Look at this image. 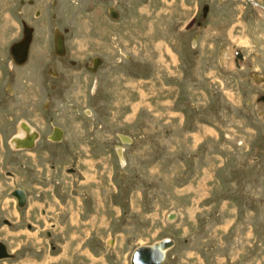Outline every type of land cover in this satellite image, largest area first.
Wrapping results in <instances>:
<instances>
[{
	"label": "rangeland",
	"instance_id": "1",
	"mask_svg": "<svg viewBox=\"0 0 264 264\" xmlns=\"http://www.w3.org/2000/svg\"><path fill=\"white\" fill-rule=\"evenodd\" d=\"M59 1L0 0V217L17 209L8 188L21 168L53 185L35 197L46 195L45 217L58 222L49 243L36 239L44 224L34 213V229L23 215L14 227L24 238L0 220V239L17 252L0 264H130L135 247L164 237L176 240L164 264H264V77L254 76H264L262 9L250 0H109L123 7L117 22L89 0ZM22 19L37 29L21 66L8 46L23 35ZM63 25L69 55L54 58L48 42ZM94 55L104 59L95 73L84 65ZM55 65L59 78L47 73ZM22 120L43 133L34 149L11 147ZM54 126L64 137L52 143ZM37 155L39 176L27 162ZM7 171L17 174L11 182Z\"/></svg>",
	"mask_w": 264,
	"mask_h": 264
},
{
	"label": "flooded vegetation",
	"instance_id": "2",
	"mask_svg": "<svg viewBox=\"0 0 264 264\" xmlns=\"http://www.w3.org/2000/svg\"><path fill=\"white\" fill-rule=\"evenodd\" d=\"M109 0H89L88 2H89V10H91V11H94V12H97V11H99L101 8H103L104 6H105V9H106V13H107V16L109 17V18H111V19H114V21H117V22H119L120 20H122L123 19V17H124V10L122 9L123 7H121V5L119 6L118 4H115V3H111V4H108L107 6H106V4H107V2H108ZM252 1V0H251ZM255 1V0H254ZM257 1V2H256ZM255 2L256 3H260V5L261 6H263L264 7V3L263 2H260L259 0H256ZM37 2V1H36ZM52 2H53V4H58L57 5V7H59L61 4H60V1L59 0H52ZM56 2V3H55ZM20 3H23V5L24 6H27L28 4H30V5H28V7L30 8L31 6H33V4L35 3V0H20ZM98 3H99V5H98ZM35 5V4H34ZM252 5H254L253 3H252ZM255 6V5H254ZM100 7V8H99ZM256 7V6H255ZM257 8V7H256ZM39 10H38V12H37V14H40L41 12L43 13V11H42V7H40V8H38ZM257 10L261 13V10L259 9V8H257ZM22 13H23V11L22 10H20ZM24 11H26V13H27V10H25L24 9ZM103 12H104V10H103ZM261 15H262V17H263V23H264V14H262L261 13ZM41 16H42V14L40 15V18H41ZM53 16L54 17H57L58 16V14L56 13V12H54V14L52 15V18H53ZM38 19H39V17H38ZM23 20H25L27 23H28V21L26 20V19H22V21ZM88 20V19H87ZM96 21H98V20H96ZM99 22V21H98ZM100 22H101V20H100ZM28 25L29 26H31L32 28H33V41H32V44H31V47H30V51H29V58H28V60L24 63V64H26V63H28V61H29V59L31 58V51H32V49H33V46H34V44H35V36H36V27L35 26H33V25H31V24H29L28 23ZM89 25V24H88ZM103 25H105V23H100L99 25H98V28H99V30H101V31H99V33L100 32H102V31H104L105 30V27H103ZM109 27V26H108ZM21 31H23V26H22V30ZM69 32H71V28H69V27H65L64 25L63 26H56L54 29H53V31H52V46L50 45V42H48V48L47 49H51V51H52V54H53V56H54V58H61V59H63V58H67L68 57V55H69V53H68V44H67V38H68V34H69ZM58 33H62L63 35H64V44H65V49H66V53H65V55H63V56H61V55H58L57 53H56V48H55V39H56V36L58 35ZM23 35H24V33H23ZM23 35H21V37L16 41H13V42H11V44H9V46H8V53H10V47L12 46V44L13 43H15V42H18L19 40H21L22 38H23ZM49 35V34H48ZM43 37V36H42ZM239 52L242 54V56H243V58L241 57V56H239ZM235 54H236V57H235V60H239V61H243V59L245 58V54H244V52H242V51H238V52H235ZM10 55H11V53H10ZM95 57H100L101 58V62L99 63V65L96 67V70L95 71H93L92 69H90V67H92V66H95V62L93 61V58H95ZM52 59V58H51ZM71 60V59H70ZM69 60V61H70ZM11 61H12V64H15V62H14V60L12 59V56H11ZM74 61V63H72V60H71V63L72 64H74V65H77V62L75 61V60H73ZM104 61V59L101 57V56H92V58H91V60L89 61V62H84V65H85V67L87 68V69H89L90 71H92V72H97L98 70H99V68H100V66H101V64H102V62ZM236 65V64H235ZM22 66V65H21ZM48 70V72L47 73H49L50 74V76H55V77H57V78H59V77H61L62 76V74H63V72L61 73L60 72V67H58V66H51L50 68H48L47 69ZM55 73V74H54ZM258 77H259V80L257 81L258 83L260 82V79H261V77L263 78V76H259L258 75ZM264 79V78H263ZM264 81V80H263ZM96 85V84H95ZM96 87V86H95ZM51 88L52 89H54V90H56V89H58V85L56 84V85H51ZM87 114V113H86ZM23 121V120H22ZM29 123V122H28ZM30 124V123H29ZM31 125V124H30ZM32 126V125H31ZM56 127H59V126H54L53 127V129L51 130V132L50 133H48L47 134V136H46V139H48V141L49 142H52V143H55V142H59V141H62V139H63V137H64V130L61 128V127H59V128H61L62 130H63V135H62V138H61V140H53L52 138H50V136H52L53 135V133H54V131H55V128ZM32 128L33 129H35L33 126H32ZM37 128V127H36ZM36 131L39 133V136H38V138H37V140H36V145H37V143L39 142V141H41L42 139H44V136H43V133L41 132V130H39L38 128L36 129ZM15 136H20V135H18V134H16ZM12 137H14V136H12ZM36 145H35V147H36ZM34 147V148H35ZM33 149V148H32ZM7 175H10V176H12V177H14V173L12 172V171H7ZM51 178V177H50ZM11 188V189H10ZM9 189V190H8ZM8 189H6V190H8V194L12 197V198H14V199H16V203H17V205L15 204V202H14V205H15V207L17 208V209H19L20 211H21V213H22V215L24 216V218L25 219H27L28 220V222L26 223L27 224V228H29V229H34V224L33 223H31V222H33V221H31L30 219H28L27 218V216H26V212L25 211H28L30 208H29V198H30V192H29V190H27L24 186H21V185H14L13 187H9ZM18 189H21V190H23L25 193H26V202L24 203V205L23 206H20L19 205V202H18V199H17V197L14 195V192H15V190H18ZM0 192H2V189H0ZM41 197H43V201L44 202H46V204H45V206H41L39 209H35L34 210V219L33 220H39V221H41L43 224H44V226H42V227H40V235L41 236H44V237H46L45 238V241H47V242H49L50 243V241L52 240V239H54L55 237H54V229H56V227L58 226V224H57V220L55 221L52 217H48V218H46L45 216H49V209L47 208V206L49 205V202L48 201H46V199L44 198V197H46V195L45 194H41ZM69 204V203H68ZM29 208V209H28ZM66 208V206L64 205V207H58L57 208V210L56 211H58V212H56V214L58 215V216H61V213H62V211L61 210H64ZM59 209V210H58ZM59 211H61V213L59 212ZM25 212V213H24ZM1 218H2V222L5 224V225H8V224H6V223H9V225L8 226H10L11 224H10V222L8 221V219H6V218H4V217H0V220H1ZM31 218V217H30ZM46 222V223H45ZM37 228H38V230H39V225H37ZM36 229V228H35ZM37 230V231H38ZM7 242V241H6ZM8 244V243H7ZM52 245H54L55 246V244L53 243H51V246ZM9 249V248H8ZM52 249V248H51ZM55 249H57V246H55V248H54V250ZM38 251H40V253L42 254L43 252H41V251H43L42 250V248H39L38 249ZM9 252L10 253H13V252H11L10 250H9ZM17 254V253H16ZM17 256V255H16Z\"/></svg>",
	"mask_w": 264,
	"mask_h": 264
},
{
	"label": "water",
	"instance_id": "3",
	"mask_svg": "<svg viewBox=\"0 0 264 264\" xmlns=\"http://www.w3.org/2000/svg\"><path fill=\"white\" fill-rule=\"evenodd\" d=\"M256 4L259 5L258 3ZM23 26V38L18 42L13 43L10 47L12 59L17 65H23L28 60L30 47L33 41V28L29 26L25 20H23ZM57 36L55 39L56 53L63 56L66 53L64 35L62 33H58ZM93 61L95 62V66L90 67V69L95 71L96 67L101 62V58L95 57L93 58ZM261 99L264 100V96H262ZM20 127L24 132L21 133L20 136L12 137L10 143L16 149L34 148L39 133L36 131V129H32V126L25 120L21 122ZM62 135L63 130L59 127H56L53 135L50 136V138L57 141L61 140ZM14 195L17 197L19 204L24 205V203L26 202V193L23 190L18 189L15 190ZM175 215V213H172L169 215V218L172 219L175 217ZM175 245L176 240L172 237H164L152 244L138 245L132 252L130 264H164L167 258L168 251ZM14 255L15 254L9 252L7 244L4 241L0 240V259L14 257Z\"/></svg>",
	"mask_w": 264,
	"mask_h": 264
},
{
	"label": "crops",
	"instance_id": "4",
	"mask_svg": "<svg viewBox=\"0 0 264 264\" xmlns=\"http://www.w3.org/2000/svg\"><path fill=\"white\" fill-rule=\"evenodd\" d=\"M3 2L2 3H5V4H7L8 3V1L9 0H2ZM9 5V3L7 4V5H5V6H7V7H9L8 6ZM2 7H4V5L2 6ZM257 56V55H256ZM255 56V57H256ZM254 57V58H255ZM264 77V76H263ZM255 79V78H254ZM255 81H256V79H255ZM257 82V81H256ZM264 82V81H263ZM264 84V83H263ZM23 96H27V94H24ZM258 98L259 97H257V100H258ZM3 112V111H2ZM1 112V113H2ZM263 116H264V114H263ZM2 120H0V123H2L1 122ZM7 125H8V122H7ZM0 126H1V124H0ZM37 127V126H36ZM38 128V127H37ZM39 130H41L40 128H38ZM0 144L2 145L3 144V141H1L0 142ZM11 147H13V146H11ZM34 149V148H33ZM18 150H22V149H18ZM27 150H31V149H27ZM33 156H35V155H33ZM44 156V155H43ZM43 156H39V155H37V157L35 158V157H33V158H31V159H29L28 157H27V162L29 163V166L30 167H32L33 166V163H36L35 164V166H36V168H37V171H38V174H37V172L35 173V175L37 174V176H39V175H41V167H40V164H37L39 161H41V159L43 158ZM38 157L40 158V159H38ZM31 160V161H30ZM12 164H14L15 165V167H18L19 165H17L15 162L14 163H12ZM32 165V166H31ZM18 170V172H20V171H24L25 173L22 175V179H21V181H16V183L17 184H15V183H13V186L14 185H21V186H24L27 190H29V192H30V197H31V199H32V201H33V204H32V207H30V209H29V211H28V216H27V218L28 217H32V215H33V212H34V210L35 209H39V204L40 203H42L43 205H45L46 204V202H44L43 201V197H41V194H39V195H37V197H35V193H38V192H42V191H50V192H53V194H54V188H53V185H51V186H46V184H38L37 183V181L36 180H30V178H32L33 176H31V175H28V174H30L29 173V171L28 170H25V169H21V168H19V169H17ZM40 171V172H39ZM52 171V170H51ZM13 172V171H12ZM14 173V172H13ZM15 176H17V174H15L14 173V177H12L11 179H10V181H8V182H11V180H14L16 177ZM37 176H35L34 178H37ZM51 177V176H50ZM9 180V179H8ZM31 182V183H30ZM39 188L40 190H38V191H36V189L35 188ZM4 189H5V187H4ZM42 189V190H41ZM51 189V190H50ZM55 199V198H54ZM9 202V201H8ZM14 202H15V204L17 205V203H16V199H14ZM54 202V201H53ZM5 207V206H4ZM13 211H15V210H13ZM12 211V214H11V216H4V218H8V221L10 222V228H12L13 229V232L9 229V230H7V229H5V230H7V235L8 234H15L16 232H14V230H16L14 227H16V226H18V225H21L20 223H21V216H22V213H21V211L20 210H18V209H16V211H15V213ZM0 216H1V213H0ZM1 220H2V218H1ZM40 222V223H39ZM37 223H39L40 225L42 224V222L41 221H37ZM57 224H58V222H57ZM9 225V224H8ZM60 226H62V225H60L59 224V227ZM17 231H18V229H17ZM21 231H24V230H21ZM21 231H19V233H16V234H18L20 237L22 236L23 238H24V236H25V234L23 233V232H21ZM39 232H40V228H39V230H38ZM21 237V238H22ZM41 235L40 234H38V236H36V239L38 240L39 238V240H41ZM25 238H27V237H25ZM19 239V238H18ZM28 239V238H27ZM5 242L6 241H8V240H6V239H3ZM6 243H8V242H6ZM7 246H8V248H9V250L11 251V252H13L14 254H16L17 252L13 249V247H10V245H9V243L7 244ZM17 255V254H16ZM17 256H15L14 258H8V259H15ZM3 260H6V259H3ZM0 261H2V260H0Z\"/></svg>",
	"mask_w": 264,
	"mask_h": 264
},
{
	"label": "bare ground",
	"instance_id": "5",
	"mask_svg": "<svg viewBox=\"0 0 264 264\" xmlns=\"http://www.w3.org/2000/svg\"><path fill=\"white\" fill-rule=\"evenodd\" d=\"M252 2L254 3L255 1L254 0H252ZM256 3V2H255ZM255 6H258V8H261L262 9V12L264 13V7L263 6H261L260 4L259 5H257V4H255ZM57 37H59V36H57ZM238 52V51H237ZM239 56H241L242 58H243V56H242V54L239 52ZM255 76V78H256V80L258 81L259 80V77H258V75H254ZM262 80H264V79H262ZM33 129V128H32ZM21 135V134H20ZM121 135V134H120ZM125 136V137H124ZM121 137V140H122V142H131L132 141V139H131V137L130 136H127V135H125V134H123V135H121L120 136ZM123 137V138H122ZM118 152H119V156H120V159L123 161L124 160V158H123V152H122V149H121V147H119L118 148ZM124 162V161H123ZM20 205V204H19ZM20 206H23V205H20ZM9 250V249H8ZM12 254H14V253H12ZM167 255H168V253H167ZM8 258H12V257H7V258H3V259H8ZM3 259H0V260H3ZM166 260H167V258H166ZM166 262V261H165Z\"/></svg>",
	"mask_w": 264,
	"mask_h": 264
}]
</instances>
